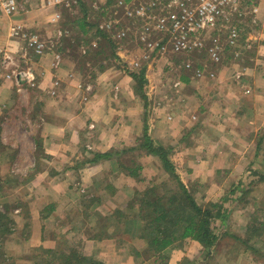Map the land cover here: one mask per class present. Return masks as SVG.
I'll use <instances>...</instances> for the list:
<instances>
[{
    "label": "rangeland",
    "instance_id": "rangeland-1",
    "mask_svg": "<svg viewBox=\"0 0 264 264\" xmlns=\"http://www.w3.org/2000/svg\"><path fill=\"white\" fill-rule=\"evenodd\" d=\"M62 1L64 3L58 7V25L53 27V29H46L44 34L38 31H33V33L37 34L46 43V52L50 51V53L56 55L62 54L60 49L62 45L57 43V47L55 46V42L60 36L59 31L63 33L64 47L62 50H65L64 55L74 56L72 53L74 49H80L81 53L75 56V61L77 71L81 75V78H83V82L89 79H96L98 73L107 69H119V71L130 75L133 72L140 71L144 67L147 70L148 66L152 67L153 65V73L151 72L150 78H148L146 72L148 82L143 88V95L145 97H142L136 92L144 110L143 121L145 122L144 127H146L142 132V136L138 138V141L140 140L139 142H141L143 135L146 133L152 138V133L146 122L154 107L156 106L158 108V106L163 105L162 100L168 102L171 99L172 103H174L172 110L176 115L182 116L179 112L182 107L179 106L177 97V94H180L177 93L179 88L183 86L182 76L188 79V87L193 89L194 86L198 85L199 90L203 91L204 89L206 93H209L208 89L211 88V85H207L206 82H215V79L221 74L220 71L225 73L224 78H229L232 81L241 80L246 76L248 70H250L251 75L255 76L254 78L263 77L264 79V0H256L255 3L241 6L232 4L219 5V9L212 14L214 15L215 25L213 27H208L207 25L197 36L201 38L203 47L187 53L174 50L168 30L177 21H181L184 27H188L189 23H196L205 18V14L211 7L202 0H135L132 8L145 7V9H148L145 19H130L128 14L117 7L118 0ZM155 1L156 4H152ZM220 6L222 7L220 8ZM23 9L19 13L24 12L25 9ZM85 14L87 20L89 21L90 18V21L93 22V28L91 26H83L82 28V22H78V20L77 23L72 24L73 20L77 17L81 18ZM161 19L165 20L162 32L158 30V24ZM103 23H111V30H101L100 26ZM233 29L238 31V38L236 40L231 38V31ZM18 32L19 34L17 36H12L11 31V39L20 46L17 51H7V46H0V64L3 63L4 56L7 53L13 57L11 58V65L14 69H18L20 65H26L27 61L33 63L34 57H40L46 54L45 52V54L39 55L35 52L36 46L29 37L32 33L27 32L25 29ZM83 32L86 33L84 34ZM94 32L105 33L110 41L101 39V37L93 39L92 35ZM79 37H88V42H81ZM215 49L219 52V60L212 57ZM88 50L91 55L87 56L86 51ZM67 51L68 53H66ZM114 51L117 56L119 51H129L131 55L128 61L124 62L120 58L116 60L112 57ZM108 58L111 59L108 60ZM12 67L10 69L8 68L9 70L5 71L6 73L4 74L7 75V78L11 76L15 81L17 73H13ZM102 67L105 69L102 70ZM2 72L4 70H0V80L4 78L1 77ZM37 82L38 80H34L30 84H24V86L29 88V93L32 95H34L33 93L36 92L39 86ZM178 82H182V84L175 87V85H178ZM84 85V90L86 88L89 89L86 84ZM18 87L19 85L13 90L16 97L18 95ZM156 90L160 94L155 93ZM151 91L153 92L152 97L148 95ZM227 93L229 94V92ZM199 96H201L199 101L202 106L201 116L191 117V125L184 127L183 131L180 132V140L185 147L179 150L181 145L178 143L176 145H163L172 148L171 160L175 165L176 171L181 181L187 187H190L188 189L193 193H197L195 198L198 200V203L207 204L219 202L229 192L236 181H242V186H239L240 190L237 192V195L240 193L242 195L237 197V199L230 197L232 200L230 201L229 199L225 205V208L228 210L227 213H225L222 219L216 220L212 225L216 237L215 244H225L231 241L234 247H229L232 251H240L239 253L248 252L258 260L261 259L264 261V180L261 181L259 179L262 175L264 176V144L258 147V141L264 133V127L258 134L238 133L240 139L235 143L219 141L220 145H224L223 148L221 146L217 147L213 144L216 142L215 138L219 136V132L215 131L216 126L213 125L216 121L212 120L210 115L205 114L208 110L204 108L206 100L202 99L203 95ZM8 106L4 102H0V214L4 216V218H1L0 215V255H3V252L7 254L11 253L12 255L17 251L21 252V250L27 249L28 252L26 255L36 253L40 256L43 253L34 251L37 247L30 246L24 239L27 238V235H33V237L42 236L47 238L48 246H50L44 247L52 250V253L48 255L43 254V256L47 257L41 255L39 257L40 259L38 258L37 260L38 263H41L45 260L44 258H47L48 261L55 258L54 252H58L56 249L58 244H60V247H65L66 249L64 250L74 249L77 246L80 247V244L76 241L77 246L67 247V237L64 236L65 234L60 236L62 239H59V234L64 230L59 233L54 227L55 217L52 218L51 216L50 218V213L46 215L39 214L34 210L36 206L33 202H28L29 194L31 193L33 196L45 194V189L41 188V190L37 191V189H33L30 186V190H28L25 180H21L24 175H35L33 170L36 167H32L35 149L31 146L33 139L37 138L34 135L33 128H31L33 124L28 122L31 119V115H29L30 119L28 120L26 117L10 119V131L3 138L2 126L6 121L3 116V110ZM25 106L26 103L16 99L9 107L10 109L15 108L19 110V108L25 109ZM188 106L194 108L191 102ZM36 108L37 106L34 104V101L30 100L27 109L31 111V109ZM171 115L173 114H170L169 117L172 119L171 122L174 123L175 116ZM262 116L259 122H264V115ZM90 127L93 128V126ZM16 128L20 129L13 132ZM9 137L10 140H7ZM3 139H5V142L7 140L10 145L18 139V145L26 144L27 147L22 150L18 148L9 151V147L7 148L9 150H7L2 145ZM152 140L156 144H162L153 138ZM199 146L202 147L200 152H202L203 157H213L212 159H216L217 157V159L213 163L209 160L205 164H200L201 166H194L192 163L188 164V162H194L193 154H191V157H188V152L198 151ZM20 151H24L27 154L25 155V161L27 163L23 166L24 168L17 164ZM3 152L6 155H3ZM133 156H137V154H130L127 158ZM13 159H15V164L10 163ZM134 160L141 164L142 168L139 171L140 176L138 178L132 177V183L134 185L136 184V188H138L136 192H144L150 189L157 190L155 187L158 188V192H162L161 194H168L170 190H177V184L165 171L163 163L157 156L147 153L138 158H134ZM143 162L144 166L142 164ZM197 167L198 173L201 172L203 175L210 172L213 179L206 181L205 178L195 177L197 174L195 169ZM216 168H219L217 169L218 172ZM251 168H253V172L256 170L262 175L258 177L248 173V169ZM191 173H193L195 179L189 178ZM214 180L218 182L214 183ZM204 181L206 182L204 183ZM213 186L217 187L209 193L208 189ZM163 187L164 189H162ZM128 203L129 200L126 202V205L124 203L123 207H120L125 216L131 215V212L127 208ZM252 220H256V225L251 226L249 224ZM240 222H247V225L239 226ZM217 223L218 225L220 223L223 224V228L217 229L215 225ZM123 224L117 232L112 233V236L110 234L102 236L104 239L110 237L115 238L113 249H115V254L118 255L116 256L118 258L119 256L122 258L124 256L126 257L128 252H132L131 256L135 259L136 264H170V260L173 258V251L185 247L184 244L186 241L181 246L175 247L169 255L165 254L168 257L167 259L166 256L163 258H159L158 256L155 258L146 256L140 258L134 253V250L138 248L139 251L144 250L147 245L144 242L142 245L137 244L133 233L131 231L127 232L128 230L126 228L128 226ZM34 225L37 229L33 228ZM42 225H44L43 228ZM41 228L43 230L42 234L39 232ZM245 228L246 231L244 230ZM64 232H67V230ZM228 233H232L234 235L232 236L233 238ZM18 236H20V239H18ZM25 246L26 248L23 249ZM188 246L186 245V252L188 251ZM194 249V247H191V251H194ZM203 249V254L211 255L210 248L203 247ZM84 255L99 260L97 255ZM104 263L108 264L106 262ZM4 264L15 263L7 261Z\"/></svg>",
    "mask_w": 264,
    "mask_h": 264
},
{
    "label": "crops",
    "instance_id": "crops-1",
    "mask_svg": "<svg viewBox=\"0 0 264 264\" xmlns=\"http://www.w3.org/2000/svg\"><path fill=\"white\" fill-rule=\"evenodd\" d=\"M20 2L25 9L22 13L6 16L0 10V46H7V51H17L20 47L11 39L13 28L18 31L25 29L32 34H35L33 31L44 34L46 29H53L59 22V19L58 22H52L54 17L59 18V6L53 5L54 0H21ZM55 43L56 47L57 43L62 45L60 49L64 55L63 38ZM63 55L60 57L59 66H54L56 54L50 51L44 56L34 57L33 63L27 61L26 65H20L18 69H14L11 64L8 66L9 69L13 68V73H31L35 80H38L39 86L34 95L29 93L28 87L24 86L26 83L30 84V81L19 80L17 74L15 81L10 75L7 78L4 73L9 69H4L1 75L4 78L0 80V102L10 106L13 101L19 99L26 103V106L25 109L19 108V110L5 107L7 110H3V116L6 121L2 126V136L4 138V135L10 131V119L26 117L28 120L31 117L32 121L30 119L28 122L33 124L31 128L37 138L33 139L31 146L35 149L32 167L36 169L33 170L35 175H24L21 180H25L28 190L30 186L37 191L45 189V194L34 196L28 191L31 193L28 202H33L36 206L34 210L39 214L50 213V218L55 217L54 227L59 233L67 230L59 234V239H62L60 236L63 234L67 237V247L77 246V241L80 247L76 248L83 254L97 255L99 260L108 264H136L131 256L132 252H128V255L126 254L123 258L116 257L118 255L113 249L115 238L104 239L101 236V223L98 218V214L101 217H109L115 209H121L124 203L126 205V202L134 197L138 189L136 184L132 183V177L120 168L126 158L116 154L110 157L105 156L111 151L135 146L138 138L142 136L145 128L144 110L134 90L135 82L129 74L119 69H107L98 73L96 79L92 77L94 79L83 82V78L77 71L75 56ZM130 55L129 51L118 52L119 58L124 62L128 61ZM11 58H13L12 55ZM152 70L153 65L147 67L148 78L153 73ZM220 72L215 82H206L207 85H211L208 89L209 93H206L204 89L199 90L198 85L191 89L188 87V79L182 76L183 86L178 92L176 91L180 93L177 97L179 106L182 107L179 111L182 116L176 115L172 110L174 103L171 99L168 102L162 100L163 105L158 108L155 106L146 122L152 138L164 145L178 143L181 145L179 150H182L185 145L180 140V132L184 127L191 125V117L201 116L202 106L199 95H203L202 99L206 100L203 107L208 110L205 114L216 121L213 125L216 126L215 131L219 132V136L215 138L216 142L213 144L217 147L223 148L224 144L220 145L219 141L235 143L240 139L238 133L258 134L264 127V122H259L260 117L264 115L263 77L254 78L255 76L248 70L241 80L232 81L224 78L223 71ZM84 84L89 89L84 90ZM15 85H19L17 97L13 93L16 89ZM157 91L155 93H158ZM152 94V91L148 93L150 97ZM30 100H33L37 106L31 111L27 109ZM190 102L194 108L188 106ZM170 114L175 116L174 123L171 122ZM17 129L20 128H16L13 132ZM7 140H10V137ZM7 140L5 142L3 139L2 145L6 149L9 147L10 150L7 149L9 151L27 147L26 144L18 145V139L11 145ZM231 144L229 146L232 147ZM201 149L202 147L199 146L198 151L188 152V157H191V154L194 157V162H188V164L199 166L209 160L213 163L217 159V157L216 159L203 157ZM3 155L6 154L3 152ZM25 155L27 154L24 151L19 152L17 164L22 168L27 163ZM10 163L15 164V159ZM142 164L144 166V162ZM217 169L219 168H216V171ZM195 170L197 171L195 177L205 178L206 181L213 179L210 172L202 175L201 172L198 173V167ZM189 178L195 179L193 173ZM216 182L218 181L214 180V183ZM216 187H210L208 192L210 193ZM249 224L256 225V221ZM215 225L217 229L223 228L221 223ZM244 225H247V222L239 223V226ZM33 228L37 229L35 225ZM42 228L39 230L40 234H42ZM244 230L246 231V228ZM112 233L108 232L110 235ZM228 234L231 237L234 236L232 233ZM138 235L136 233L134 238L137 244L142 245L143 242L138 239ZM24 240L30 246L37 248L50 247L46 237L27 235ZM184 245V248L173 251L170 264H264V261L258 260L248 252L232 251L229 247L233 246L231 241L215 244L210 248L209 256L202 253L203 246L197 241L187 240ZM186 245H189L187 248L189 252H186ZM191 247L195 248L194 251H191ZM25 248L26 246L23 249ZM56 249L66 248L58 244ZM27 252V249L12 255L3 252V255H0V262L1 264L7 261L15 264H38L37 260L40 256L36 253L26 255Z\"/></svg>",
    "mask_w": 264,
    "mask_h": 264
},
{
    "label": "trees",
    "instance_id": "trees-1",
    "mask_svg": "<svg viewBox=\"0 0 264 264\" xmlns=\"http://www.w3.org/2000/svg\"><path fill=\"white\" fill-rule=\"evenodd\" d=\"M77 20L78 22H82V28L83 26L94 27L90 18L89 21L87 20L86 14L81 18L77 17L72 21V24L75 22L77 23ZM83 33L85 34L86 32ZM99 37L108 40V42L110 41L105 33L94 32L92 35L93 39ZM79 39L81 42H88L89 38L79 37ZM77 46L79 47L80 45ZM76 50L79 49H74V56L81 53L76 52ZM86 54L87 56L91 55L89 50L86 51ZM112 57L116 60L119 59L115 51ZM110 59L111 58H108V60ZM101 69L104 70L105 68L102 67ZM146 72L147 70L144 67L140 71L130 74L135 81V92H138L142 97H145V95H143V88L148 82ZM139 141L137 140L136 145L133 147L111 151L105 154V156L110 157L116 154L126 158L121 163L120 168L124 173L134 178L140 176L139 171L142 169L141 164L135 161L134 158H138L147 153L157 156L163 163L165 171L177 184V190H170L168 194H161L162 192H158V188L155 187L157 190L150 189L144 192H136L127 205L131 215L125 216L121 209H115L109 217H101V215L98 214L99 222L101 223V236L107 235L109 231L113 233L115 231L117 232V230L122 227L123 223V225L126 224L128 226L126 228V230H128L127 232L131 231L133 235L138 233V239L147 245L144 250H134V253L140 258L143 256L154 258L158 256L159 258H163L169 255L175 247H179L184 244L185 241L191 239L199 242L204 248H211L216 241L212 225L216 220L222 219L225 213H227L225 205L230 197H235V199H237V197L242 195L241 193L237 195L238 190H240L239 186H242V181H236L229 192H227L224 198L219 202L207 204L198 203V200L195 198L197 193H193L188 189L190 187H187L181 181L176 171L175 165L171 160L172 148L170 146H164L163 144H156L147 133L143 135L141 142ZM263 144L264 133L258 141V147H261ZM130 154H137V156L127 158ZM251 169H248L247 172L258 177L262 175L256 170L257 173L255 171L253 172V168ZM259 179L263 181L264 176L262 175ZM162 189H164V187ZM231 200L232 199H230V201ZM136 210L137 212H135ZM0 215L1 218H4V216H2L3 214ZM34 251H39L44 255L52 253V250H48L44 247H39ZM57 251L58 252H54V259L48 261L47 258H44L45 260L42 261L43 263L41 262L38 264H105L100 260L85 256L83 252L79 251L77 248ZM43 254L41 255L43 256ZM167 258L166 256V259Z\"/></svg>",
    "mask_w": 264,
    "mask_h": 264
},
{
    "label": "built area",
    "instance_id": "built-area-1",
    "mask_svg": "<svg viewBox=\"0 0 264 264\" xmlns=\"http://www.w3.org/2000/svg\"><path fill=\"white\" fill-rule=\"evenodd\" d=\"M158 1V0H157ZM205 4H208L211 8L207 11L205 14V18L201 19L199 22L196 23H189L188 27H184L183 23L180 21L173 22L174 25H172V28L168 30V33L170 34V40L172 42L173 48L177 52L181 53H187L193 50L201 49L203 47V42L201 38L197 37L199 35V32L202 31L207 25L214 26V11H217L219 9V5H225V4H232L235 6H241V5H247L250 3H255L256 0H202ZM64 2L62 0H54L53 5L54 6H62ZM135 3V0H118L117 1V7L120 10H123L126 14L129 15L130 19H145L147 16L146 11L148 9H145V7H138V8H132L133 4ZM152 4H156V1ZM222 6H220L221 8ZM23 5L20 2V0H0V10L3 14L6 16H14L18 14L20 11H22ZM180 18V17H176ZM185 18V16H183ZM52 22H58V18L54 17L52 19ZM164 23L165 20L161 19L158 24V30L160 32L164 29ZM112 24L103 23L100 27L103 31H110ZM19 34L18 30L16 28L12 29V36H17ZM60 36L58 37V40L62 38L63 33L59 31ZM31 41L35 44L36 49L35 52L39 55H43L46 52V43L42 41L38 35L36 34H30ZM122 37V36H120ZM231 38L233 40H236L238 38V31L236 29H233L231 31ZM85 52V51H84ZM61 56L56 55L54 58L55 65L59 66L61 61ZM212 57L216 60H219V52L217 49H215V52L213 53ZM11 56L9 54H5L3 63L0 64V70L7 69L8 66L11 64ZM19 75L20 79H25L27 81H34L35 78L31 73L26 72H20L17 73ZM200 75V74H199ZM181 84L178 82V85H175V87L179 86Z\"/></svg>",
    "mask_w": 264,
    "mask_h": 264
}]
</instances>
